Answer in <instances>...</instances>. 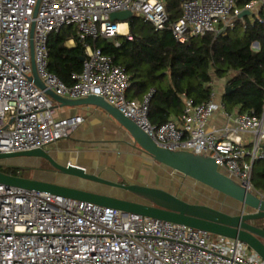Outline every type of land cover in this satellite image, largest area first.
Here are the masks:
<instances>
[{"label": "built area", "instance_id": "obj_1", "mask_svg": "<svg viewBox=\"0 0 264 264\" xmlns=\"http://www.w3.org/2000/svg\"><path fill=\"white\" fill-rule=\"evenodd\" d=\"M264 7V0L253 5ZM37 12L35 13V9ZM174 23L162 0H0V154L44 149L69 138L82 116L59 118L44 91L28 81L35 71L57 96L77 100L103 98L141 129L157 146L212 158L219 171L258 199L252 169L264 162V106L259 115L227 112L212 97L186 101L179 118L149 122L153 90L141 101L128 100V75L88 40H132L128 22L110 14L129 11L155 32L171 31L179 43L190 37L219 34L233 26L234 0H186ZM76 26L84 46L80 74L66 86L47 70L48 38ZM117 47L118 43H114ZM221 113L225 124L208 128ZM240 212L245 213L241 208ZM0 264H264L246 244L186 226L163 222L61 196L0 184Z\"/></svg>", "mask_w": 264, "mask_h": 264}, {"label": "trees", "instance_id": "obj_2", "mask_svg": "<svg viewBox=\"0 0 264 264\" xmlns=\"http://www.w3.org/2000/svg\"><path fill=\"white\" fill-rule=\"evenodd\" d=\"M184 1L162 0L169 23L181 17ZM254 1L234 0V11H242ZM232 22L233 26L221 34L208 33L179 43L171 31L155 32L140 16L133 15L128 21L131 41L117 36L88 40L87 44L123 68L130 81L128 100L141 101L150 90L154 91L148 115L153 125L179 118L187 100L194 105L207 102L218 82H225V88L230 89L222 94L227 112L259 115L264 106V7L243 18L234 16ZM69 40H74L72 47L67 45ZM47 48L48 72L66 86L74 85L73 75L81 73L80 57L84 55L76 26L50 35ZM0 171L14 177L28 175V170L20 168L3 166ZM253 178L264 187V162L253 165Z\"/></svg>", "mask_w": 264, "mask_h": 264}, {"label": "water", "instance_id": "obj_3", "mask_svg": "<svg viewBox=\"0 0 264 264\" xmlns=\"http://www.w3.org/2000/svg\"><path fill=\"white\" fill-rule=\"evenodd\" d=\"M39 2L40 0H38V4ZM37 8L38 6L35 9V13ZM250 14L249 10L244 9L238 17L243 18ZM132 18L133 15L129 11L110 14V20L113 22L124 23ZM223 31L225 29H221L219 34ZM253 46L257 47V44L254 43ZM80 61L83 62L84 57H80ZM31 69L32 77H28V81L33 82L36 87L44 91L45 95L53 103H56L57 107L92 106L103 110L127 134L130 139V143L127 144L133 149L143 153L170 172L180 177L191 179L219 195L234 200L243 209L246 208L247 211L245 213L230 214L222 211L221 208L205 204L188 203L159 187L139 184L125 185L113 182L98 174L87 173L81 167L58 163L44 149L0 154V161L19 157L36 158L40 161H45L51 167V170H45L47 175L45 179L41 180L14 177L0 171L1 185L88 202L125 213L186 226L214 236L238 240L246 244L264 261V245L262 243L264 241V230L253 224L256 221H264V200L258 199L250 191L240 187L237 182L219 171L212 158L187 151H171L157 146L141 129L120 113L118 109L109 105L103 98L88 96L83 99L72 100L57 96L54 92L47 89L39 79L35 71L32 48ZM229 92L230 89L226 87L224 94ZM3 166L0 164V167ZM5 166L27 169L11 165ZM56 175L115 188L121 190L123 194H106L101 191L72 186L67 182H52L49 180L50 177Z\"/></svg>", "mask_w": 264, "mask_h": 264}, {"label": "crops", "instance_id": "obj_4", "mask_svg": "<svg viewBox=\"0 0 264 264\" xmlns=\"http://www.w3.org/2000/svg\"><path fill=\"white\" fill-rule=\"evenodd\" d=\"M67 45L72 47L74 40ZM219 84L220 89L213 88L217 103L222 101L225 89V82ZM53 104L59 118L77 115L84 119L69 138L49 146L58 163L81 167L113 182L151 186L162 180L164 168L129 146L127 134L103 110L92 106L59 108ZM224 124L223 115L217 113L209 120L208 128L220 129Z\"/></svg>", "mask_w": 264, "mask_h": 264}, {"label": "rangeland", "instance_id": "obj_5", "mask_svg": "<svg viewBox=\"0 0 264 264\" xmlns=\"http://www.w3.org/2000/svg\"><path fill=\"white\" fill-rule=\"evenodd\" d=\"M253 7L254 8L252 9V13H256L259 10V5L254 4ZM219 83L220 82L214 83L213 88H219L221 86ZM44 150L48 152L50 156H52L50 153L49 146L45 147ZM0 164L4 166L11 165V166L27 168L25 170H28L27 171L28 175L25 178L41 180V179H45L46 177V176H43L41 172H39L38 167L43 166V165L40 162V160L36 158H26V157L12 158V159L0 161ZM163 170L164 171H163L162 180L159 181L156 185H151V186H157L159 188L167 190L168 192L177 195L180 199L186 202L201 203V204H205L208 206H213L215 208H221L227 213H232L231 212L232 204L230 202L224 203L222 201V198L217 197L215 193L209 192L208 190L203 191L201 190L199 186H196L191 181H187L186 183V182H183L181 178H180L181 180H178L169 170L165 168ZM49 180L52 182H67L68 184L72 186H76L80 188L83 187L85 189H89L93 191H101L106 194H113V193L123 194L121 190H118L115 188H111V187H107L103 185H97V184H90L89 182H84V181L74 179V178H67V177H61V176L56 175V176L50 177ZM252 183L255 184V188L258 191L264 192V187L260 185L261 184L260 180L253 178ZM121 184L126 185V182L123 183V181H121ZM126 196L128 197L127 194Z\"/></svg>", "mask_w": 264, "mask_h": 264}, {"label": "flooded vegetation", "instance_id": "obj_6", "mask_svg": "<svg viewBox=\"0 0 264 264\" xmlns=\"http://www.w3.org/2000/svg\"><path fill=\"white\" fill-rule=\"evenodd\" d=\"M41 163H42V165L43 166H40V167H38V170H39V172H41V174H43V176H46L47 174H45V170H51V167L45 162V161H40ZM4 173V172H3ZM172 173V172H171ZM174 176H175V178L176 179H178V180H181L182 179V181L183 182H186L187 183V181H191V182H193L196 186H199L200 188H201V190H208L209 192H212V193H215L216 195H217V197H219V198H222V201L224 202V203H226V202H230L232 205V213H230V214H238L239 212H240V209H241V205L239 204V203H237V202H235L234 200H232V199H229V198H226V197H224L223 195H219V194H217L216 192H214V191H211V190H209L208 188H206V187H204V186H202V185H200V184H198V183H196L195 181H193V180H191V179H188V178H183V177H180V176H178V175H176V174H174V173H172ZM181 178V179H180ZM167 191V190H166ZM175 195V194H174ZM177 196V195H176ZM178 197V196H177ZM188 203H192V202H188ZM229 203V204H230ZM192 204H201V203H192ZM234 210V211H233ZM222 211H224V210H222ZM245 211H247V209L245 208ZM225 212V211H224ZM255 226H257V227H260L261 229H263L264 230V221H256V222H254L253 223ZM262 243H263V245H264V241H262Z\"/></svg>", "mask_w": 264, "mask_h": 264}]
</instances>
